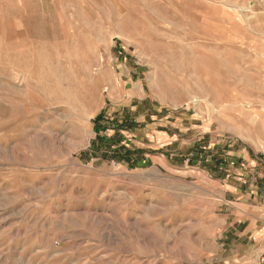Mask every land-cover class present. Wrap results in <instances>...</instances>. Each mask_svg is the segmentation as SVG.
I'll use <instances>...</instances> for the list:
<instances>
[{"label": "rangeland", "instance_id": "rangeland-1", "mask_svg": "<svg viewBox=\"0 0 264 264\" xmlns=\"http://www.w3.org/2000/svg\"><path fill=\"white\" fill-rule=\"evenodd\" d=\"M229 141L264 156V0H0L2 264H264L221 245L196 163Z\"/></svg>", "mask_w": 264, "mask_h": 264}, {"label": "crops", "instance_id": "crops-1", "mask_svg": "<svg viewBox=\"0 0 264 264\" xmlns=\"http://www.w3.org/2000/svg\"><path fill=\"white\" fill-rule=\"evenodd\" d=\"M135 88L137 87L134 86L133 89L131 87V90L128 91L132 92ZM133 107H137V104ZM155 109V107L150 108L149 106L147 109L149 111L142 113V120H147L143 125V128H146L144 130L151 133L150 137L156 138L158 144L175 142L179 132L182 133L185 128L180 126L176 117L173 118L172 115L163 113L161 109ZM191 128L196 130L195 141L191 145L193 148H209L221 142L213 140L211 135H207L209 132L203 124H195ZM171 135H176V138L171 139ZM234 144L232 141L226 143V150L222 151V154H227L229 157L225 161L224 159H214L215 156L212 155L196 153L194 154L197 157L196 163L205 165L208 170L215 172V177L223 187V200L221 201L223 208L220 214L221 231L218 235V237H222L221 245L231 246L230 255L237 252L247 255L253 250L256 255H264V156L260 157L262 155L259 156L244 146H237L236 153H234ZM228 148H233V151H229ZM131 156L133 157L135 154H131ZM131 156H127L126 160L121 161L126 162L129 159L132 162ZM169 159L171 158H157L161 164H166ZM141 160L142 162L145 160L156 161L150 158ZM235 164L237 167L232 168ZM235 199L237 202H233ZM256 199L258 203H256Z\"/></svg>", "mask_w": 264, "mask_h": 264}, {"label": "bare ground", "instance_id": "bare-ground-1", "mask_svg": "<svg viewBox=\"0 0 264 264\" xmlns=\"http://www.w3.org/2000/svg\"><path fill=\"white\" fill-rule=\"evenodd\" d=\"M12 254H13V253H12ZM7 255H8V254H7ZM9 256H10V255H9ZM8 258H9V257H5V256L1 257V256H0V264L5 263V262L7 261ZM13 258H14V257H13ZM20 258H21V257H20ZM14 259H15V258H14ZM25 260H26V259H25ZM9 261H10V260H9ZM16 261H17V262H20L19 259H17V258H16ZM16 261H15V262H16ZM21 261H22V263H23V260H21ZM24 262H25V261H24ZM26 262H27V261H26ZM10 263H11V262H10ZM11 264H12V263H11ZM19 264H20V263H19ZM26 264H27V263H26Z\"/></svg>", "mask_w": 264, "mask_h": 264}]
</instances>
